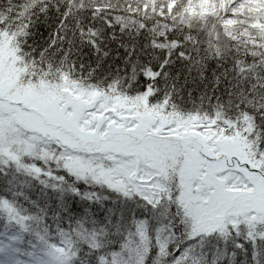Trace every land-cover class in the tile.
I'll list each match as a JSON object with an SVG mask.
<instances>
[{
	"label": "snow or ice",
	"instance_id": "obj_1",
	"mask_svg": "<svg viewBox=\"0 0 264 264\" xmlns=\"http://www.w3.org/2000/svg\"><path fill=\"white\" fill-rule=\"evenodd\" d=\"M0 264H264V0H0Z\"/></svg>",
	"mask_w": 264,
	"mask_h": 264
},
{
	"label": "trees",
	"instance_id": "obj_2",
	"mask_svg": "<svg viewBox=\"0 0 264 264\" xmlns=\"http://www.w3.org/2000/svg\"><path fill=\"white\" fill-rule=\"evenodd\" d=\"M116 63H117V65H119V61H117ZM210 78H211V76H210V74H209V79H210ZM226 86H227V85H225L224 87H226ZM203 87H204L203 85H199V84H198V85L196 86V91L193 92V97H195L199 91H202V90H203ZM208 87H209V89H210V88H211V85L209 84ZM222 93H223V87H222V89H221V94H222ZM185 95H186V92H185Z\"/></svg>",
	"mask_w": 264,
	"mask_h": 264
}]
</instances>
